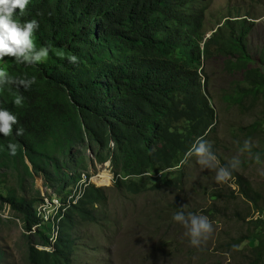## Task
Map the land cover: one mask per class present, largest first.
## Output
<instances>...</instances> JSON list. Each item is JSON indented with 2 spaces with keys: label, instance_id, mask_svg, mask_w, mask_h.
Masks as SVG:
<instances>
[{
  "label": "trees",
  "instance_id": "obj_1",
  "mask_svg": "<svg viewBox=\"0 0 264 264\" xmlns=\"http://www.w3.org/2000/svg\"><path fill=\"white\" fill-rule=\"evenodd\" d=\"M211 1L29 0L23 16L17 9L14 19L39 21L33 40L37 47L49 46L50 53L37 65L15 60L9 65L13 79L36 77L30 90L15 82L0 85V108L19 121L11 136L0 135V166L22 167L31 176L43 174L47 187L61 191L82 178L81 172L65 169H74L73 153L83 156L90 149L100 161L111 156V163L119 168L114 172L115 187L141 194L148 188L147 174L158 171L172 176L164 180L165 186H179L178 167L193 144L204 140L215 125L204 62L223 58L226 71L242 77L231 92L220 95L229 108L264 96V73L253 67L248 49L255 18L231 12L215 30L209 29L206 15ZM70 55L78 57L77 65L68 61ZM259 62L264 67V50ZM16 95L24 97L23 107L13 104ZM21 127L24 134L17 136ZM251 129L256 132L257 125ZM10 142L17 145L14 156L7 147ZM241 148L256 150L244 143ZM80 159V167H86L84 157ZM232 176L245 202L261 214V194L243 176L233 172ZM0 199L20 215L23 228L37 236L29 240L30 264H73L72 231L77 219L95 222V205L107 202L102 187L87 184L77 203L56 213L55 237L49 224L39 222L36 204L43 200L39 191L33 197L9 192L5 197L0 194ZM250 212L243 217L236 213L237 219L245 222ZM248 224L260 230L254 235L258 245L250 263L260 264L264 221L251 218ZM244 238L233 239L229 249Z\"/></svg>",
  "mask_w": 264,
  "mask_h": 264
},
{
  "label": "rangeland",
  "instance_id": "obj_2",
  "mask_svg": "<svg viewBox=\"0 0 264 264\" xmlns=\"http://www.w3.org/2000/svg\"><path fill=\"white\" fill-rule=\"evenodd\" d=\"M231 12L249 14V17L255 18L256 26L248 38V49L254 60L253 67L262 68L264 73V67L259 62L264 50V0H212L206 15L207 28L216 29L223 17ZM214 30L206 33L205 38ZM14 60L6 57L0 60V67L8 71ZM204 72L208 78L209 97L216 116L215 125L204 138L212 145L215 153L213 163L224 166L233 157H239V170L233 173H238L251 183L253 189L261 194L260 206L264 207V175L260 174L264 171V96L242 107L229 108L221 101L220 95L226 90L231 92L234 83L243 81L242 77L228 73L223 58L213 57L204 62ZM252 125H257L256 132L252 131ZM245 140H250L256 150L242 149L241 144ZM110 145L111 149L114 148V144ZM50 147L52 149L53 145ZM83 152V156H79L77 151L73 153L76 163L74 169L65 168L68 173L81 172L82 178L61 191L47 187L43 174L31 176L26 175L22 167L15 170L12 166H0V194L4 197L9 192L33 197L37 191L43 198H50V195L62 197L68 189L84 187L86 181L104 189L107 202L103 206L95 205V222L82 219L76 221L72 231L75 240L73 264L251 263L254 248L258 245L254 235L260 230L256 231L248 224L251 219L249 216L242 222L237 219L236 213L243 217L251 209L254 219L260 217L264 221V211L259 215L251 203L245 202L232 175L228 183L218 184L215 171L202 168L195 157L188 155L178 167L182 178L179 186L164 185V180L172 177L167 171L149 172L147 190L133 194L125 188L114 186V172L119 168L116 169L111 163V156L100 161L90 149ZM82 157L86 167H80ZM26 163L31 169L28 160ZM100 172L111 175L109 184L98 185L93 181ZM39 204H36L37 207ZM44 208L41 210L42 221L39 222L49 224L55 230L57 220L53 216L56 213L52 206ZM177 211L206 215L212 221L213 232L199 247L192 246L185 236L184 227L172 220V215ZM45 215L48 219H45ZM32 237L37 239L35 233L30 234L23 228L20 215L0 199V264H30L28 251ZM240 237H245V240L235 249H229V243ZM260 264H264V260Z\"/></svg>",
  "mask_w": 264,
  "mask_h": 264
},
{
  "label": "clouds",
  "instance_id": "obj_3",
  "mask_svg": "<svg viewBox=\"0 0 264 264\" xmlns=\"http://www.w3.org/2000/svg\"><path fill=\"white\" fill-rule=\"evenodd\" d=\"M28 4L29 0H0V60L10 57L14 58L17 63L27 65H37L47 60L50 47L47 45L37 47L33 40L34 33L40 27L39 21L35 18L22 22L14 19L17 9L19 10V14L23 16ZM38 15H42V13H38ZM61 59H64V57H61ZM67 59L73 65L79 63L76 55H70ZM14 82L24 85L27 91L31 89L32 84L36 83V77L32 76L31 79L27 80L23 78L13 79L4 68L0 67V85ZM23 101L24 97L22 95H16L13 99V104L16 107H23ZM18 123L19 121L16 115L5 108H0V135L4 137L11 136L13 133V126ZM23 134L24 129L22 127L16 129L17 136H22ZM244 146L250 149L252 147V142L250 140H245ZM7 147L11 155H16L17 145L15 143L10 142ZM188 155L195 157L197 163H199L202 168L215 171V180L218 184L228 183L232 172L238 171L241 164L239 157H233L229 160L228 164L224 166L214 164L213 161L216 157L215 153L212 151V145L203 139L193 144ZM257 160H259L258 156ZM260 174L264 175V171ZM120 179L125 180L128 178L121 176ZM250 218L253 217L251 216ZM258 218L260 217H255V219H253L256 220ZM172 220L184 227L185 236L189 238V243L194 247H199L213 232L212 221L206 215H198L191 212L186 214L184 211H177L172 215ZM52 232L54 234L55 230ZM38 248L47 250L53 249L52 246L45 247L41 245H38Z\"/></svg>",
  "mask_w": 264,
  "mask_h": 264
},
{
  "label": "built area",
  "instance_id": "obj_4",
  "mask_svg": "<svg viewBox=\"0 0 264 264\" xmlns=\"http://www.w3.org/2000/svg\"><path fill=\"white\" fill-rule=\"evenodd\" d=\"M111 144L113 145L114 143L111 142ZM84 180H86V179L84 178ZM87 184H89V182L86 181L84 187L77 185L78 187L66 190L65 194H63L62 197L57 196L56 192H53V194H54V196H57V197H52L50 195V198H45L46 197L45 196L43 198V200L40 202L39 206L37 207V215L39 217H41V210H44L45 206H52L55 213H57L58 211H60L62 209L63 206H66V205L69 206L70 204L77 203L78 199L83 195L84 188L86 187ZM55 215L53 217H54V219L57 220V217H55ZM44 217H45V219L46 218L48 219V216L45 215ZM56 229H58L57 225H56ZM56 229L54 232L55 237L57 235Z\"/></svg>",
  "mask_w": 264,
  "mask_h": 264
},
{
  "label": "bare ground",
  "instance_id": "obj_5",
  "mask_svg": "<svg viewBox=\"0 0 264 264\" xmlns=\"http://www.w3.org/2000/svg\"><path fill=\"white\" fill-rule=\"evenodd\" d=\"M93 181H95L98 185L109 184L111 181V175L108 174V172H100L93 178ZM38 183L40 184V179L38 180Z\"/></svg>",
  "mask_w": 264,
  "mask_h": 264
},
{
  "label": "water",
  "instance_id": "obj_6",
  "mask_svg": "<svg viewBox=\"0 0 264 264\" xmlns=\"http://www.w3.org/2000/svg\"><path fill=\"white\" fill-rule=\"evenodd\" d=\"M31 165V164H30Z\"/></svg>",
  "mask_w": 264,
  "mask_h": 264
}]
</instances>
